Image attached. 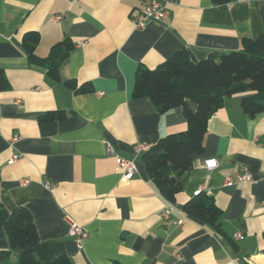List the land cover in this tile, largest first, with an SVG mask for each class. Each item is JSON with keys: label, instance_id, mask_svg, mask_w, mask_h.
<instances>
[{"label": "crops", "instance_id": "crops-1", "mask_svg": "<svg viewBox=\"0 0 264 264\" xmlns=\"http://www.w3.org/2000/svg\"><path fill=\"white\" fill-rule=\"evenodd\" d=\"M142 1L0 0V70L9 84L0 91V251L10 249L4 230L9 213L23 206L37 239L62 243L72 264H264V110L251 116L241 108L243 95L225 99L209 118L204 151L192 156L172 204L144 170L145 151L135 154L134 146L150 148L184 132L183 107L161 115L150 100L131 94L139 66L152 70L182 49L201 61L262 35L264 0H167L164 19L135 28L131 17ZM32 31L39 34L40 58L65 39L73 43L59 80L19 48L23 34ZM78 40L86 44L74 46ZM66 80L90 83L93 92L75 94ZM184 105L196 109L191 100ZM51 111L71 115L39 124ZM106 144L133 160L130 180L116 171ZM13 153L18 158L11 162ZM208 158L217 160L216 169L200 168ZM242 167L252 182L224 185ZM46 181L53 188L43 187ZM198 187L220 211V232L181 209ZM166 205L172 211L164 225ZM71 221L86 233L81 249L70 235ZM10 253L16 262L19 252Z\"/></svg>", "mask_w": 264, "mask_h": 264}, {"label": "trees", "instance_id": "trees-1", "mask_svg": "<svg viewBox=\"0 0 264 264\" xmlns=\"http://www.w3.org/2000/svg\"><path fill=\"white\" fill-rule=\"evenodd\" d=\"M212 2L225 4L229 0ZM38 43L39 34L27 32L23 34L19 48L31 64L46 68L51 78L59 80L57 71L72 51L73 43L65 39L53 45L44 58L35 53ZM136 69L131 93L134 98H147L161 115L183 107L185 131L166 135L140 157L159 195L173 204L175 196L184 188V175L192 168V156L204 151L207 122L223 106L225 99L243 95L241 108L251 116L264 110V33L253 40L242 39L237 51L213 54L195 61L187 49H182L152 70L144 66ZM63 84L75 94L93 92L90 83L77 84L75 80H66ZM8 86L0 70V91L7 90ZM186 100L194 102V111L184 105ZM70 115L71 112L51 111L39 117L38 123L65 120ZM181 209L220 232V211L211 197L199 193ZM33 225L31 213L25 207H15L9 213L4 230L10 249L0 251V264H72L62 243L40 242ZM11 250L19 252L16 262H12ZM110 264L119 263L113 261Z\"/></svg>", "mask_w": 264, "mask_h": 264}, {"label": "built area", "instance_id": "built-area-1", "mask_svg": "<svg viewBox=\"0 0 264 264\" xmlns=\"http://www.w3.org/2000/svg\"><path fill=\"white\" fill-rule=\"evenodd\" d=\"M248 2H251L253 0H247ZM167 0H143L142 1V9L139 12V14L134 17H131V22L135 28H143L145 24L148 21H160L162 18L164 19L166 15H168V8H167ZM56 20L61 19V16H56ZM86 44L85 40H78L75 42L74 46L80 47L84 46ZM18 138L13 137L12 141H16ZM106 152L109 156L113 157L115 159V169L116 171H119L121 173V177L125 180H130L133 175L135 174V164L133 160H127L124 158H121L115 154V151L109 144H106ZM149 149V146L143 145V144H136L134 146V152L135 154H139L140 152L147 151ZM18 158V155L13 153L11 155L10 161L13 162ZM218 167V162L215 158H208L204 159L201 167L204 170L212 171ZM28 180L22 181V185H27ZM252 182L251 176L248 172V170L245 167L240 168L239 173L236 175L235 178L232 179V177H226L224 179V185L229 186L233 185L235 183H250ZM53 185L50 182H44L43 187L45 188H53ZM203 187H198V189L193 193L194 196L198 195L200 192H202ZM172 208L170 205H166L164 209L160 212L161 221L164 225L168 224L169 222V214H171ZM181 222H172V225L180 224ZM70 224V235L74 239V242L76 243L78 249H81L82 244L85 240V231L83 227L80 224H77L76 222L71 221ZM237 239H242V235H236Z\"/></svg>", "mask_w": 264, "mask_h": 264}]
</instances>
